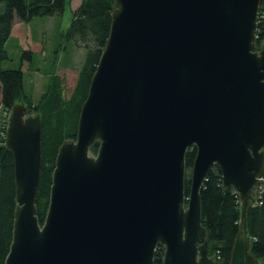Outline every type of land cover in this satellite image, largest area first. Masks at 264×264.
<instances>
[{
	"label": "water",
	"instance_id": "1",
	"mask_svg": "<svg viewBox=\"0 0 264 264\" xmlns=\"http://www.w3.org/2000/svg\"><path fill=\"white\" fill-rule=\"evenodd\" d=\"M259 2L114 0L76 138L57 151L42 224L41 118L27 116L20 99L10 108L5 145L16 206L4 264H153L159 244L162 264H215L199 196L213 164L222 188L241 201L229 264H260L245 220L264 166Z\"/></svg>",
	"mask_w": 264,
	"mask_h": 264
},
{
	"label": "trees",
	"instance_id": "2",
	"mask_svg": "<svg viewBox=\"0 0 264 264\" xmlns=\"http://www.w3.org/2000/svg\"><path fill=\"white\" fill-rule=\"evenodd\" d=\"M70 0H0V63L8 59L5 43L16 21L28 23L35 17L63 13ZM114 0H81L72 11L71 21L64 35L84 49V58L77 83L66 98L63 82L51 75L45 91L33 104L23 89L21 66L3 69L0 66V109L9 110L15 102L22 100L28 110L39 114L42 122L41 157L42 166L35 209L38 222L43 223L49 202L52 171L58 148L63 141L75 139L81 105L86 98L90 79L109 35L111 12ZM264 45V0H260L256 20V50ZM31 50H23L21 60L32 61ZM99 143L89 148L96 153ZM196 155L194 146L187 148L184 157V194H189V171ZM264 184V166L262 171ZM264 187V186H263ZM201 224L205 227L208 253L215 264H229L232 247L240 230L241 201L235 190H224L221 172L213 164L199 191ZM16 206L13 175V157L5 145V136L0 138V264H4L12 240L13 211ZM249 251L264 264V190L256 192L255 199L248 201L245 209ZM163 247L158 245L153 264H162Z\"/></svg>",
	"mask_w": 264,
	"mask_h": 264
},
{
	"label": "rangeland",
	"instance_id": "3",
	"mask_svg": "<svg viewBox=\"0 0 264 264\" xmlns=\"http://www.w3.org/2000/svg\"><path fill=\"white\" fill-rule=\"evenodd\" d=\"M80 2L81 0H71V4L67 2L61 14L33 18L30 22L23 24L27 32L26 37L20 33L12 34L5 43L8 59L2 61L0 66L3 69H14L21 66L23 89L33 104L38 102L45 91L51 75H56L63 82L66 98L70 96L77 83L84 58V49L68 39L64 32L71 21L73 8ZM26 49L33 53L31 62L21 60L22 52ZM25 108L27 116L35 115L36 112L28 110L26 104ZM9 113L10 109H0V138L6 134ZM89 153L93 156L96 154L90 151ZM190 174L191 170L189 178ZM263 186L260 175L256 192ZM256 192L253 199H255Z\"/></svg>",
	"mask_w": 264,
	"mask_h": 264
},
{
	"label": "crops",
	"instance_id": "4",
	"mask_svg": "<svg viewBox=\"0 0 264 264\" xmlns=\"http://www.w3.org/2000/svg\"><path fill=\"white\" fill-rule=\"evenodd\" d=\"M70 2H71V0H70ZM69 2V4H71ZM77 7V6H76ZM75 7V8H76ZM75 8H73V10L75 9ZM72 9V8H71ZM24 23L23 22H18V21H16L15 23H14V25H13V27H12V30H11V33H10V36L9 37H11V35L12 34H16V33H20V35H24L25 37L27 36V32H25V27H24V25H23ZM42 48H41V46H40V50H41Z\"/></svg>",
	"mask_w": 264,
	"mask_h": 264
},
{
	"label": "built area",
	"instance_id": "5",
	"mask_svg": "<svg viewBox=\"0 0 264 264\" xmlns=\"http://www.w3.org/2000/svg\"><path fill=\"white\" fill-rule=\"evenodd\" d=\"M261 190H264V187H261L260 191H261Z\"/></svg>",
	"mask_w": 264,
	"mask_h": 264
}]
</instances>
